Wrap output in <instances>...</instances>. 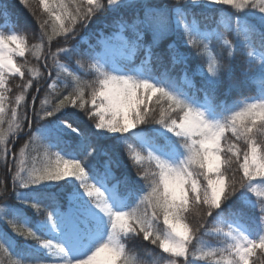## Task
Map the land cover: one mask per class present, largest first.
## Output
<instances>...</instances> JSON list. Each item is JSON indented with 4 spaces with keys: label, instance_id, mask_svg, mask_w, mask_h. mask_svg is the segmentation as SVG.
I'll use <instances>...</instances> for the list:
<instances>
[{
    "label": "snow or ice",
    "instance_id": "snow-or-ice-1",
    "mask_svg": "<svg viewBox=\"0 0 264 264\" xmlns=\"http://www.w3.org/2000/svg\"><path fill=\"white\" fill-rule=\"evenodd\" d=\"M18 3L38 31L0 0V264H144L132 240L153 264H256L264 0Z\"/></svg>",
    "mask_w": 264,
    "mask_h": 264
},
{
    "label": "trees",
    "instance_id": "trees-1",
    "mask_svg": "<svg viewBox=\"0 0 264 264\" xmlns=\"http://www.w3.org/2000/svg\"><path fill=\"white\" fill-rule=\"evenodd\" d=\"M7 3L9 4L11 11L15 14L16 17H18L19 20V28L25 29L29 33V43L36 42L34 39L35 34L38 31V26L35 21V19L29 14L28 10L23 8L19 5L18 0H7ZM107 16L109 22L111 21V14L105 13L103 14L100 19L103 20L104 17ZM93 31L99 30L101 28V25L99 23L93 24L89 26ZM104 33L109 34L112 29L111 28H103ZM83 34V33H82ZM57 46V41H53V51L55 50ZM29 61L33 64L36 63V61L32 60L31 57H27ZM238 61L241 59L240 57L237 58ZM198 61H194L193 63H197ZM43 70V69H42ZM15 83H19V78H12L10 80V85L13 87V92L16 91L15 89ZM246 95H252L254 94L251 90H247L245 92ZM29 103L31 101L29 100ZM36 108H39V102H36ZM82 115V114H81ZM81 128L85 131L89 130V122L86 120L81 119ZM19 143H23V140H21ZM0 180H6L5 171L3 168H0ZM3 201H0L2 203ZM208 240L209 244L215 245L218 242L212 238L208 237L206 238ZM128 247L130 252L134 257L139 258L144 262V264H153V262L157 259V253L159 250L151 244H148L147 242H142L140 240H132L128 242ZM256 261V264H261V260L264 259V253H260L259 250H257L256 256L253 258Z\"/></svg>",
    "mask_w": 264,
    "mask_h": 264
},
{
    "label": "rangeland",
    "instance_id": "rangeland-1",
    "mask_svg": "<svg viewBox=\"0 0 264 264\" xmlns=\"http://www.w3.org/2000/svg\"><path fill=\"white\" fill-rule=\"evenodd\" d=\"M221 7H227V6H221ZM105 35H108V34H106V33H104ZM111 55L114 57V58H120L122 55H123V53H122V51L119 49V48H114L113 50H112V52H111ZM17 59H19V58H17ZM201 264H203V262H201Z\"/></svg>",
    "mask_w": 264,
    "mask_h": 264
}]
</instances>
